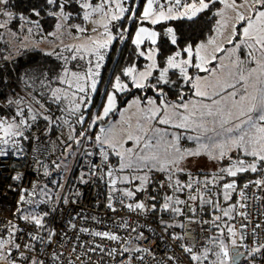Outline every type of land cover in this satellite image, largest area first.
Wrapping results in <instances>:
<instances>
[{
    "label": "snow or ice",
    "instance_id": "snow-or-ice-1",
    "mask_svg": "<svg viewBox=\"0 0 264 264\" xmlns=\"http://www.w3.org/2000/svg\"><path fill=\"white\" fill-rule=\"evenodd\" d=\"M14 8L0 0V32L17 22L28 34L42 29L40 9L25 16ZM44 11L56 23L47 34L53 47L43 54L57 64L26 73L21 92L0 93V160L23 159L25 142L55 133L51 150L58 142V159L51 168L36 160L43 175H67L76 160L78 183L103 185L106 210L127 215L113 217L114 231L96 216L70 214L57 232L48 218L83 193L71 186L62 193L56 179L55 188L21 189L13 219L0 224V264H85L91 254H98L97 264L105 257L118 264H145L147 257L155 264H240L242 258L264 264V0H146L139 14L135 0H44ZM205 12L216 20L201 41L181 46L175 28H166L175 47L161 62V34L144 25L195 21ZM77 17L82 22L72 23ZM125 17L138 25L131 43L147 63L114 76L97 106L105 54L127 38L117 26ZM87 24L100 38L87 35ZM65 34L80 42L65 44ZM125 93L131 99L121 109L118 97ZM201 159L215 167L194 172L189 164ZM152 215L159 235L141 223ZM77 219L107 230L78 226ZM156 239L166 240L172 254L157 260L144 246Z\"/></svg>",
    "mask_w": 264,
    "mask_h": 264
},
{
    "label": "built area",
    "instance_id": "built-area-1",
    "mask_svg": "<svg viewBox=\"0 0 264 264\" xmlns=\"http://www.w3.org/2000/svg\"><path fill=\"white\" fill-rule=\"evenodd\" d=\"M54 141H57L56 134L41 136L40 143L30 141V147L23 159L18 160L14 156H9L5 160H0V224H4L6 221L13 219V214L17 210V201L19 199V196L21 195V189L30 190L34 185L39 184L41 176H45L43 175L44 169L40 168L36 164V160L39 159L44 164H47L53 160L58 159V148L60 147V145L57 142V151H52V142ZM77 167L78 165L76 162L73 169L74 173L76 172ZM18 172L22 174V179L20 181H16L13 179V177L17 175ZM45 177L48 179L47 184L50 188H55V186L50 183V181H52L53 179L60 180L62 182L61 176L55 171L52 172L51 176ZM77 177L78 176L76 175L70 176L68 180L63 184L64 187L61 192L66 193L69 186H71L72 188H78L83 193L82 197L79 199V202L77 204L63 205L61 206V210L59 212L53 213V215L48 218L49 226L54 227L57 232L64 231L66 229V221L70 218V214L74 216L77 213L82 212L86 213L88 216H96L99 219H103L105 224L112 226V230L115 231L116 229L113 226V217H126L127 214L124 212L117 214L108 212L104 206L105 191H102L100 189L102 185H80L78 183V180L76 179ZM140 220L141 223L148 224L151 229L156 232L157 235H159L158 223L153 220L151 216L147 219L141 217ZM16 222L19 223L21 227H25L23 222L19 220H17ZM76 223L78 224V226L85 225L93 228L94 230H107V228H105V224L96 225L91 220L85 221L77 219ZM67 230L69 236L73 237L74 239L76 235L75 232L71 229ZM145 235H150V233L146 232ZM80 239L88 242L92 238L87 235L80 234ZM67 246V243H65L64 247L67 248ZM144 246L153 249L157 260L161 259V257H163L165 253L172 254L171 252H169V247L166 240L162 243L159 239H156L151 244H147L145 242ZM175 254L177 256H181L178 249L175 251ZM98 259V254H91V260H86L85 264H97ZM181 259H183V257H181ZM118 261L119 258L110 260L109 258L105 257L103 261H100V264H118ZM145 264H155V262L151 259V257H147ZM240 264H247V261L242 259Z\"/></svg>",
    "mask_w": 264,
    "mask_h": 264
},
{
    "label": "trees",
    "instance_id": "trees-1",
    "mask_svg": "<svg viewBox=\"0 0 264 264\" xmlns=\"http://www.w3.org/2000/svg\"><path fill=\"white\" fill-rule=\"evenodd\" d=\"M144 1L145 0H135V2H138L137 14H139L142 10ZM11 2L15 6L14 10L18 14L23 13L25 16L31 15L30 10L33 7L40 9V22L42 25V30L45 33H50L55 30L56 21L52 17L46 15L44 11V0H11ZM33 19L35 18L33 17ZM73 20L82 22L78 17L74 18ZM215 20L216 17L213 14L205 12L201 14L195 21L177 20L171 21V23L176 25L179 42L181 46H183L185 43H196L205 39L210 34V29L214 26ZM125 23H127V20ZM135 25L136 22H132L128 31L125 33L127 38L122 43L116 41L112 46V54L110 55L109 60H107L102 74L103 88H101L100 95L95 97V99L100 100V104L104 102L103 92L110 89V82L114 79V76L120 75L124 67L127 65H132L135 63L142 68L145 63V60L142 57H137L135 55V46L131 43V40L133 39L132 32ZM158 47L160 48V56L158 59L162 62L163 59L172 53L175 46H172L168 42V39H166L158 44ZM56 64L57 62L55 61L54 57H47L42 51L25 53L15 59L12 63L4 61V64L0 67V78H2L4 82L3 85L0 86V89H7L8 78L17 76L19 80L23 81L26 73L29 75H38L41 71L46 69L54 70ZM49 74L51 75V72H49ZM149 94L151 93L149 92ZM170 98H172L171 94ZM130 99L131 94L129 93L120 95L118 97L119 108L122 109ZM113 117L116 116L114 115ZM40 179L45 180L47 178L45 176H41ZM151 217L157 222V217L155 215H152Z\"/></svg>",
    "mask_w": 264,
    "mask_h": 264
},
{
    "label": "rangeland",
    "instance_id": "rangeland-1",
    "mask_svg": "<svg viewBox=\"0 0 264 264\" xmlns=\"http://www.w3.org/2000/svg\"><path fill=\"white\" fill-rule=\"evenodd\" d=\"M144 3H146V0L143 2V4ZM137 7H138V2H135L136 12H137ZM215 7L219 8L221 6L216 5ZM126 20H127V23H125ZM132 22H134V20H128L127 17H125L123 20L118 22L117 26L120 27L121 30L126 29V31H128ZM22 23L23 22L13 23L11 25L10 31L0 32V67L4 64V61H7L8 63H12L15 59H17L18 57H20L21 55H23L25 53H30V52L33 53V52H38V51L46 52V51H50L51 48L53 47V45H51L49 43V41H51L53 39V37L47 36L48 33H45L42 29L38 31L35 27H33V33L28 34L19 28V24H22ZM72 23L80 24L81 22L73 20ZM126 25H127V27H126ZM86 26L89 27V33L87 35H91L93 38H100L99 32H95V33L91 32V28L94 27V25L87 24ZM144 26L154 28L155 30L160 32L161 36H160V40L158 41V44H160L163 40L168 39L165 36V31H166L167 27H173V28H175V30L177 32L176 25L172 24L171 21L162 22L161 24H158V25H147L146 24ZM137 27H138V25L136 23V25L134 26V30L132 32L133 37L135 35V31H136ZM110 29L113 33H115L117 31V27H115V26L110 25ZM100 31H102V29H100ZM126 31H124V35H125ZM11 32H17L18 36L11 35ZM45 36H47V39H45ZM25 37H26V39L23 40V44H22L21 38H25ZM63 39H64L65 44L80 42L79 40H75V39H73L72 36H69L67 34H65L63 36ZM84 42H87V41H84ZM113 44H114V42H113ZM113 44L111 45L110 50L107 51L105 54L106 59L104 61V68H105V65L107 63V60H109V57L112 54ZM5 57H7L8 59H5ZM145 63H147V61H145ZM128 66H130V65H127L124 68H126ZM136 66L138 68H141L137 64H136ZM104 68L102 69V74H103ZM7 85H8L7 89L6 90L0 89V93L6 94L8 96H11V93L13 91L21 92V90L24 88L23 82L21 80H19V78H17V76H14L12 78H8L7 79ZM3 103H4L3 98L0 97V105H3ZM95 103L97 106L100 105V100L95 99ZM96 110L97 109H90V111L93 112V114L95 113ZM5 111H7V108H5ZM113 119H118V117H113ZM203 161L206 164V168H207L208 162H210V161H208V162L205 160H203ZM70 164H71L72 168H70L67 172V174H69V175L71 174V169H74V166L76 164V160H71L69 162V166H70ZM192 164L193 163H190L189 167H191L194 172H196L197 170L203 169V168L198 169L197 165H192ZM212 166H213V168L215 167V165H212ZM43 183H46V182L43 181ZM101 189L105 191L103 185L101 186ZM60 191H62V189Z\"/></svg>",
    "mask_w": 264,
    "mask_h": 264
},
{
    "label": "crops",
    "instance_id": "crops-1",
    "mask_svg": "<svg viewBox=\"0 0 264 264\" xmlns=\"http://www.w3.org/2000/svg\"><path fill=\"white\" fill-rule=\"evenodd\" d=\"M24 147H25L26 152H27V149H29V147H30V141H29V142H25ZM203 160H204V159H201V160H199V161L193 163L192 165H197L198 169L203 168L204 171H210V170H212V169H213V166H212L213 164H212L211 162H208V161H207V162H208V166H207V168H206V164L204 163ZM205 161H206V160H205ZM46 165H48L49 168H51V163H47ZM70 168H72L71 164H70V166H69V169H70ZM197 171H199V170H197ZM79 172H80V167H79V166L77 167V170H76L75 173L73 172V169H71V174H70V175L67 174V175H64V176L61 177V178H62V183L64 184V183L68 180V178H69L70 176H72V175H74V176H75V175L78 176V175H79ZM47 180H48V179H45V180L40 179V180H39V184H47ZM240 180H241V182H243L244 177H241ZM43 181H45L46 183H43Z\"/></svg>",
    "mask_w": 264,
    "mask_h": 264
},
{
    "label": "water",
    "instance_id": "water-1",
    "mask_svg": "<svg viewBox=\"0 0 264 264\" xmlns=\"http://www.w3.org/2000/svg\"><path fill=\"white\" fill-rule=\"evenodd\" d=\"M242 259H243V258H242ZM242 259H241V260H242Z\"/></svg>",
    "mask_w": 264,
    "mask_h": 264
}]
</instances>
